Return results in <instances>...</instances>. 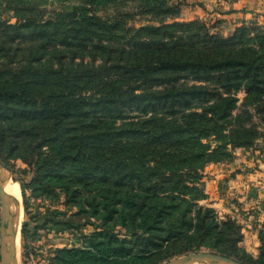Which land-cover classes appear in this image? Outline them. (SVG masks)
<instances>
[{
	"label": "trees",
	"instance_id": "trees-1",
	"mask_svg": "<svg viewBox=\"0 0 264 264\" xmlns=\"http://www.w3.org/2000/svg\"><path fill=\"white\" fill-rule=\"evenodd\" d=\"M57 1L45 17L33 0H7L15 21L0 17V162L12 171L21 159L35 195H63L99 221L58 263L206 248L264 264V235L253 258L240 225L198 203L204 167L263 134L264 27L220 37L200 20L162 19L177 14L174 0Z\"/></svg>",
	"mask_w": 264,
	"mask_h": 264
},
{
	"label": "rangeland",
	"instance_id": "rangeland-1",
	"mask_svg": "<svg viewBox=\"0 0 264 264\" xmlns=\"http://www.w3.org/2000/svg\"><path fill=\"white\" fill-rule=\"evenodd\" d=\"M1 1L0 17L7 18L12 11L6 9L7 0ZM174 1L181 2L177 14L163 15L162 19L200 20L211 25L212 30L220 37L229 36L234 28L242 23H254L264 27V10L261 9L255 11L252 17L248 14L245 18L243 14L224 15L233 11L228 8L229 3L232 5H229L230 7H235L233 3L241 0ZM33 2L45 17L50 16L62 5L57 0H33ZM235 8L234 11L245 9L242 5H236ZM109 13L105 12V14ZM9 19L10 22L15 21L14 17ZM140 21L146 23L143 19ZM139 24L140 22H135V25ZM88 60L89 58L86 57L85 61ZM94 64H101V60H96ZM238 97L241 100L243 92H238ZM260 127L263 134L255 141L252 148L236 149L230 160L209 163L204 167L200 187L205 196L198 201L199 204L213 208L220 219L229 216L240 225L242 238L238 246L253 258L258 256L261 234L264 235V124L260 123ZM10 165L12 171L8 168L6 171L13 179L11 182L13 195L16 194V198L13 196L16 205L12 206L11 216L19 239L17 264H59L56 259L58 250L82 248L86 236L101 229L97 225L99 221L94 217L81 214L73 205H66L63 195H59L57 200L35 195L28 184L29 168L21 159L10 160ZM67 218L75 224L74 227L69 228L57 223L58 220ZM115 231L124 232L119 225L115 227ZM197 251L214 250L202 248ZM180 255L182 254L172 257ZM172 257L163 260L152 257L142 264H162Z\"/></svg>",
	"mask_w": 264,
	"mask_h": 264
},
{
	"label": "water",
	"instance_id": "water-1",
	"mask_svg": "<svg viewBox=\"0 0 264 264\" xmlns=\"http://www.w3.org/2000/svg\"><path fill=\"white\" fill-rule=\"evenodd\" d=\"M1 168L7 169L0 163V259L1 264H14L13 241L14 232L7 229L9 217V193L5 190L6 178L1 173ZM8 170V169H7ZM242 264L237 259L214 251L187 252L180 256L172 257L162 264Z\"/></svg>",
	"mask_w": 264,
	"mask_h": 264
},
{
	"label": "bare ground",
	"instance_id": "bare-ground-1",
	"mask_svg": "<svg viewBox=\"0 0 264 264\" xmlns=\"http://www.w3.org/2000/svg\"><path fill=\"white\" fill-rule=\"evenodd\" d=\"M2 170H1V173L3 174V176L6 178V182H5V190L9 193V200H8V212H9V217H8V220L9 221H7V229H8V231H10V233L12 232H14L15 234V236H14V241H13V255H14V259H13V262H14V264H17L16 263V261H17V257H18V252H19V239H18V236H17V232H15V229H14V223H13V219H12V216H11V210H13L12 209V206L13 205H16L13 201V199L14 198H16L15 197V195H13V189H12V185L13 184H11V182H13V179H12V177L9 175V174H7V171H6V169H4V168H1ZM6 175H7V177H6ZM15 184H16V182H15ZM17 189H18V187H17ZM19 191V190H18ZM16 192V191H15ZM13 196H14V198H13ZM16 200V199H15ZM18 200V199H17ZM21 205V204H20ZM20 209H21V207H20ZM13 212V211H12ZM14 214V213H13ZM17 217V216H16ZM18 219V218H17ZM18 224V223H17ZM16 225V224H15ZM16 227V226H15ZM203 264H210V263H203Z\"/></svg>",
	"mask_w": 264,
	"mask_h": 264
},
{
	"label": "crops",
	"instance_id": "crops-1",
	"mask_svg": "<svg viewBox=\"0 0 264 264\" xmlns=\"http://www.w3.org/2000/svg\"><path fill=\"white\" fill-rule=\"evenodd\" d=\"M230 3L228 4V8H231L233 11L224 13L225 16L230 15H236V14H243L244 18L248 14L250 17H252V14L255 15V11H261L264 10V0H241V1H235L233 3V6L236 7V5H242V8L244 7V10L234 11L236 10L235 7H230ZM232 6V5H231ZM261 9V10H260Z\"/></svg>",
	"mask_w": 264,
	"mask_h": 264
}]
</instances>
